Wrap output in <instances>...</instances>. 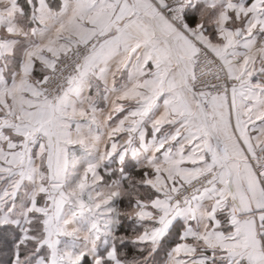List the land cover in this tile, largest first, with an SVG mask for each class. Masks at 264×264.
Here are the masks:
<instances>
[{
    "label": "snow or ice",
    "instance_id": "obj_1",
    "mask_svg": "<svg viewBox=\"0 0 264 264\" xmlns=\"http://www.w3.org/2000/svg\"><path fill=\"white\" fill-rule=\"evenodd\" d=\"M0 264H264V0H0Z\"/></svg>",
    "mask_w": 264,
    "mask_h": 264
}]
</instances>
